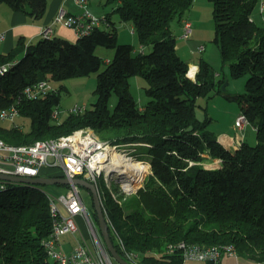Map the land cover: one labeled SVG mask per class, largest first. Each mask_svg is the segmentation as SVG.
<instances>
[{"label": "trees", "instance_id": "16d2710c", "mask_svg": "<svg viewBox=\"0 0 264 264\" xmlns=\"http://www.w3.org/2000/svg\"><path fill=\"white\" fill-rule=\"evenodd\" d=\"M194 0H108L116 3L120 19L131 22L141 45L150 52H135L132 44L118 42V29L109 15L107 28L95 27L73 42L61 36L26 43L20 38L0 62L16 61L0 77V108L16 104L30 119L28 129L0 124V137L15 144L57 138L79 128H93L104 140L140 144L152 172L136 193L129 211L109 192L102 202L111 238L125 257L117 236L142 264H184V250L172 249L184 241L202 246L233 245L237 253L264 263V26L250 19L259 0H210L223 61L235 77L249 74L246 90L236 100L257 130V143L247 141L227 148L208 130L210 119L196 113V99L222 85L210 64L201 59L196 83L187 77L189 63L177 52L171 23L183 21ZM31 18L44 17L47 0H0ZM97 45L115 47L116 53L98 73L97 100L90 109L69 112L53 122L64 84L45 96L28 98L24 88L42 80L63 81L88 76L102 64ZM147 80L149 101L139 105L130 92L129 77ZM119 95L114 112L109 102ZM222 165L207 168L206 159ZM60 176V175H58ZM19 183V182H18ZM0 186V264H58L48 256L44 241L54 219L43 185L25 184L10 192L12 181ZM23 184V183H21ZM68 186V185H66ZM98 220L96 212H92Z\"/></svg>", "mask_w": 264, "mask_h": 264}, {"label": "built area", "instance_id": "2783aa9c", "mask_svg": "<svg viewBox=\"0 0 264 264\" xmlns=\"http://www.w3.org/2000/svg\"><path fill=\"white\" fill-rule=\"evenodd\" d=\"M83 11L79 14H72L61 7L56 16L55 22H61L66 26L73 28L78 37L90 34L92 30L100 26L104 17L91 13L87 7V0H77ZM259 13L264 21V0L258 2ZM250 19L255 21L254 15ZM53 28L46 26L42 29L41 35L44 38H52ZM193 34V24L190 20H183V37L189 38ZM2 34H0V38ZM204 49L201 46L200 50ZM16 61L0 62V77L4 76ZM54 89L51 82L42 80L30 84L24 88V95L28 98H38ZM85 108L75 105L70 112H82ZM20 109L16 104L0 108V124L4 120H15L20 115ZM60 110L55 109L52 112L53 119H59ZM250 121L246 114L241 112L235 121L236 127L243 129ZM16 127L22 128L16 125ZM140 144L149 145L146 142H112L104 140L100 135L90 127L79 128L73 132L59 136L57 138L39 139L29 144L9 143L0 137V173L13 175H28L33 177L40 176H58L67 177L71 182L67 184L64 192L54 195L48 192L50 199V210L55 217L52 234L44 241L48 256L58 264H115L112 256L103 248L100 242L97 228L92 218V211L87 206L81 194L79 184L73 182L76 177L85 178L93 182L98 187V179L103 176L106 186L109 188V194L120 204L124 203L128 193H136L144 186L146 176H148L149 167L144 170H133L126 168L128 160L119 158L117 153L131 155L130 151H136L135 146ZM241 145V143H240ZM150 163L149 161H143ZM216 162V164H215ZM222 160H211L205 162L207 168L212 164L220 167ZM210 164V165H208ZM47 170V173H44ZM122 171V172H121ZM152 172V169H151ZM148 174V175H147ZM113 181L118 182L119 190L113 189ZM4 180H0V186ZM130 183V184H129ZM57 200L62 204L66 213H63ZM78 218L85 219L88 226L89 235L82 233L79 241L72 251L67 252L59 248V241L68 233H78L81 231V225ZM108 221V220H107ZM109 224V223H108ZM110 226V225H109ZM93 241V246L88 242ZM121 248L125 251L127 259L132 264H142L137 258V254L126 249L124 241L117 236ZM62 241H60L61 243ZM183 248L184 258L207 260L211 264H219L223 253L237 256V250L233 245H214L202 246L199 244H188L184 241L177 245H171Z\"/></svg>", "mask_w": 264, "mask_h": 264}, {"label": "rangeland", "instance_id": "374dc122", "mask_svg": "<svg viewBox=\"0 0 264 264\" xmlns=\"http://www.w3.org/2000/svg\"><path fill=\"white\" fill-rule=\"evenodd\" d=\"M89 1V7L94 12L98 14H111L112 20L114 21L118 29L119 43L134 45L135 52H139L142 50H144L145 52L151 51V45H141L138 34L131 26V22L122 21L118 12L114 11V9L117 7L116 3H108V0ZM186 14L191 17L194 29L193 35H191L189 38L183 37V26L177 18H175L171 23L173 33L177 38L178 54L186 62L194 61L198 64L201 59L206 60L211 66L213 78L216 82L220 81L222 78H225V81L228 80L225 90L223 89V84L225 82L224 81L221 87L216 86L215 88L211 89L207 95H201L196 99L197 116L201 119V121L207 118L208 120L210 119V122H208L207 130L216 137L218 136L219 132L226 131L228 129L231 133H234L235 131L232 129V127L230 128L229 125L235 122V119L241 113V108L239 103L236 100L229 98V96H233L238 93H243L246 90V83L249 74L235 77L232 74L230 64L225 63L223 61L221 48L219 44L214 41L216 35V26L213 15V5L210 0H194L193 5L186 11ZM254 18L258 24L264 26V21L262 15L259 13L258 7L254 11ZM201 46H204V49L200 50ZM95 52L102 58V64L98 70L91 72L88 76L83 77L81 79L71 78L67 79L68 82H51V86L53 87L58 88L61 86V84H64L68 87L63 88L61 90V102L58 106V109L60 110V116L59 119H53V122H61L62 120H64L70 112L69 108L74 103H78L77 105L90 109L96 102L97 96L95 90L97 87L98 73L106 68L108 62L110 61H108L107 59H112L114 57L116 53V48L108 47L105 45H97ZM129 82L130 92L138 100L139 105H145L149 101V97L146 94V87L148 86L147 80L140 75H132L129 77ZM118 99L119 95L116 92L113 93L109 102L110 112L115 111ZM76 104H74L73 106H75ZM1 125L6 127L18 125L24 129H28L30 126V119L20 114L15 117L14 121L7 119L2 121ZM246 140L252 145L257 143V130L253 129L252 126L248 127ZM138 146H135L136 151L131 150L130 154L137 156L138 159H146L145 154H143V151H146V149ZM206 160L211 161V158ZM212 160H214V158ZM44 173H47V170H44ZM150 173L151 167H149L148 174ZM13 183L14 187L10 190V192L15 193H20L23 189L26 188L27 185L18 182ZM112 186L114 190H119L118 182L113 181ZM42 188H44L47 192L51 194L57 195L64 192L67 186L65 184L53 183L45 184L42 186ZM80 189L82 197L84 198L87 206L92 212H94L95 208L93 203V194L91 190L84 185H81ZM97 190L99 192V195L101 196V200L103 192H109V188L106 186V182L103 179V176L98 179ZM125 195L126 199H124V205L125 209L129 211L133 208L135 204L134 202L136 199V195L133 193H128ZM57 203L60 206L62 212L66 213V210L58 200ZM92 218L97 228L100 242L102 243L105 252H108L105 242L103 241L101 235L98 220H95L94 216H92ZM80 225L81 231H79L78 233H70L65 236V238L67 240H70L71 243H73L74 245L78 243L80 236H82V233H86L87 236L90 233V231H88L87 222L84 218L82 219V222L80 221ZM88 242L91 244V246H93V241L91 239H88ZM66 249L67 251L71 250L70 247H67ZM237 254L239 256L240 264H251V261L256 264H264L255 261L247 255L240 253ZM113 261L115 264H120L115 259Z\"/></svg>", "mask_w": 264, "mask_h": 264}, {"label": "crops", "instance_id": "0c3cea01", "mask_svg": "<svg viewBox=\"0 0 264 264\" xmlns=\"http://www.w3.org/2000/svg\"><path fill=\"white\" fill-rule=\"evenodd\" d=\"M47 2H48L47 11L44 17L40 19L31 18L23 12L14 11L8 4H0V34H2V37L0 38V55L6 54L9 51H11L17 45V42L20 38H23L26 41V43L37 42L40 38H42L41 32L42 29L46 26H51L53 28L52 37L61 36L73 42L77 41L78 35L76 34L75 30L69 26L64 25L61 22H55V16L61 7L65 8L68 12L72 14L81 13L83 11V7L80 6L77 0H47ZM89 3L90 1L87 0L86 7L91 13L104 18L106 17V15H109L111 21H113L110 13L98 14L89 7ZM184 19H188L192 22L191 17H189V15L187 14H185ZM108 24H110V22L104 19V21L100 26L103 28H107ZM181 24L183 26V21L181 22ZM131 26L133 27V24ZM193 33H194V29H193ZM107 60L109 61L110 59L108 58ZM188 63L189 65H195L199 69V65L196 62L190 61ZM83 77L86 76H78L72 78L81 79ZM63 81L68 82L67 79ZM65 87L67 86L65 85ZM74 104L71 105L69 111L71 110ZM249 126H252L253 129H256L252 123H249L243 129H240L236 127L234 122L230 124L229 127L230 128L232 127V129L235 132L231 133L229 129L226 131H221L218 133L217 139L227 148L236 149L237 146L240 145V143H242L243 141H247L246 140L247 131ZM214 160H219V159H214ZM221 165L222 163L220 162V166ZM214 167L217 166L214 165ZM78 220L82 222L81 218H78ZM84 235L86 236V233ZM65 236H63L62 239H60V241L62 242L60 243L59 241V248L67 251L66 248L70 247L71 248L70 251H72L74 248V244L71 243L70 240H67ZM184 264H211V262L207 260L187 259L185 260ZM219 264H240L239 256L223 253ZM251 264H256V263L251 261Z\"/></svg>", "mask_w": 264, "mask_h": 264}, {"label": "water", "instance_id": "95a60500", "mask_svg": "<svg viewBox=\"0 0 264 264\" xmlns=\"http://www.w3.org/2000/svg\"><path fill=\"white\" fill-rule=\"evenodd\" d=\"M227 83H228V80H226L223 84L224 90L226 89ZM0 180L19 182L23 184L36 185V186L45 185V184H53V183L67 185L71 182L67 177H61V176L33 177V176H28V175L26 176L10 175V174H4V173H0ZM73 182L79 185H84L91 190L93 194V203H94L95 212L97 214L101 235H102L103 241L105 242L107 250L111 254L112 258L115 259L120 264H132L127 258H125L118 251L117 247L115 246L111 238L110 228H109L107 218L105 216L103 202L101 200V196L99 195V192L97 190L95 183L90 182L89 180H86L85 178H81V177L74 178Z\"/></svg>", "mask_w": 264, "mask_h": 264}, {"label": "bare ground", "instance_id": "6f19581e", "mask_svg": "<svg viewBox=\"0 0 264 264\" xmlns=\"http://www.w3.org/2000/svg\"><path fill=\"white\" fill-rule=\"evenodd\" d=\"M192 66H195V65H192ZM196 67V66H195ZM242 144V143H241ZM240 145L237 146V148L239 147ZM117 156L119 158H123V160H128L129 163H126V168L129 170H133L134 168H136L137 170H146L150 165L151 163H145L143 161H146V159H136L134 160V157H128V155L126 154H122V153H117ZM210 165V164H209ZM215 165V164H214ZM213 164L210 165V166H214ZM122 172V171H121ZM130 184V183H129Z\"/></svg>", "mask_w": 264, "mask_h": 264}, {"label": "clouds", "instance_id": "9594fccd", "mask_svg": "<svg viewBox=\"0 0 264 264\" xmlns=\"http://www.w3.org/2000/svg\"><path fill=\"white\" fill-rule=\"evenodd\" d=\"M198 71V68L192 65H189V71L187 72V77L192 80L193 83H196L195 74Z\"/></svg>", "mask_w": 264, "mask_h": 264}]
</instances>
